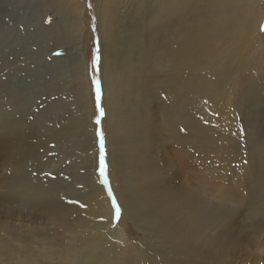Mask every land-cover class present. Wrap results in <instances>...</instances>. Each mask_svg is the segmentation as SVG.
Segmentation results:
<instances>
[{
  "label": "bare ground",
  "instance_id": "obj_1",
  "mask_svg": "<svg viewBox=\"0 0 264 264\" xmlns=\"http://www.w3.org/2000/svg\"><path fill=\"white\" fill-rule=\"evenodd\" d=\"M48 1L52 10L65 6L61 0ZM80 1L82 10L77 20L87 27L83 19L85 4ZM106 1L96 6V15L103 37V98L110 173L116 177V195L124 203L125 215L143 234L145 243H127L117 228L110 227L113 206L94 175L96 143L90 122L92 105L82 29L73 37V85L83 99H77L74 116L68 118L72 129L67 130L70 128L72 133H64L72 141L63 140V126V131L57 126L51 132L54 137L59 136L55 146L69 140L73 154L83 150L85 161L90 159L83 171L87 193L61 200L59 194L35 189L36 180L26 174L25 167L36 149L19 148L21 135L17 136L15 130L16 137H12L14 126L9 123L11 126L2 132L8 144L1 141L6 145L4 161L12 167L9 175L17 174L18 190L28 187L31 195L41 199L29 201L30 210L13 206L12 199L19 193L13 188L14 180L6 187L8 190L0 192V264H53V260L56 264H160L157 252L163 246L172 255L179 251L203 262L220 248L226 252L234 243L222 231L212 241L206 240L202 201L207 193L226 202L241 198L244 182L234 154L238 150L234 145L232 149L236 151L232 153L224 146L218 151L223 165L206 171L203 165L208 159L197 157L189 146L205 138L201 142L205 150L215 154L204 124L214 125L216 131L218 127L236 124L223 114L227 107L232 108L229 109L230 96L246 92L248 77L264 76V33L261 39L258 35L264 0ZM109 4H113L110 11L116 16L111 18L112 23L107 18ZM62 45L56 48L65 49ZM62 107L58 110L65 115ZM53 117L48 115L47 119L55 121ZM120 133L129 137L122 141ZM229 135L234 138V133ZM226 136L219 143L225 145ZM79 142H84V146L80 148ZM5 191L10 200L2 196H6ZM21 198L24 199L22 193ZM82 219L91 225L82 224ZM157 243L163 246L159 248Z\"/></svg>",
  "mask_w": 264,
  "mask_h": 264
},
{
  "label": "rangeland",
  "instance_id": "obj_2",
  "mask_svg": "<svg viewBox=\"0 0 264 264\" xmlns=\"http://www.w3.org/2000/svg\"><path fill=\"white\" fill-rule=\"evenodd\" d=\"M82 1L85 4L83 19L87 27H82L80 21L77 20L82 10V3L80 0H61L62 6H65H63V9L58 7V10L49 8L48 5L50 4L48 0H0V147H2V151L0 148V180L2 181L0 183H3L1 186L4 188L3 190L0 188V192L9 188L13 180V188L18 190L15 184V176L17 174L10 177L9 174L12 171V167H10V164H8L9 166L6 165L3 156L4 149L8 142L2 138V132L6 131L5 129L8 128L7 126L11 123L12 126H10L12 128L14 126V131L12 129L11 136L16 137L17 133V136L21 135V141L18 142V147L36 149L32 155L31 161L25 167L26 174L36 180L37 184L34 185L35 189L45 191L46 193L51 192V194H55L56 196L59 194L61 200H68L71 196L83 197L87 193L84 187L85 175H83V171L87 167L86 165L90 163V159L85 161L82 149V151L77 150L78 152L73 154L74 150H70V141H72L70 137H68L70 141L66 140V142H61V144L58 145L59 147L55 146V141L58 140L59 136L57 135L54 137V131L51 132L57 126H59L61 130L65 127V132L62 130L63 140L68 139L67 136H70L72 133V130H69L70 128L72 129V127L69 126L70 120L68 118L74 116L75 106L79 105L77 99H79V97L83 99L82 94H78L77 89L73 85L75 84L73 79L75 70V48H73L75 46L73 37L75 35L77 36L82 29L84 31L83 50L86 66L88 68L89 99L92 105L90 122L94 131L97 127L94 123V119H97L98 114L96 113L95 107L96 101L92 85L93 80L102 81V106L106 109L105 98H103V37L101 31H99L98 16L96 15V6L99 2H102V0ZM103 1L107 3L106 0ZM109 1H112L114 4V0ZM113 4H109L108 11L111 10ZM70 5L72 6L68 9L67 6ZM109 13L107 18L110 20L109 22L112 23V20L116 18V16L113 12L111 14V11ZM261 25H264V18ZM263 33L264 31H261L260 26L258 34L259 39H261ZM58 45H62L65 49H57L56 46ZM45 51L47 53H45ZM59 56L61 57L60 59H54ZM93 60H95V65L93 64ZM62 68H64L65 71ZM242 75L246 76V73ZM263 81L264 76L261 79L255 78V76L248 77L245 82L247 85L246 92L242 90L230 96L232 99V106H229V109L232 108L228 110L227 107L223 114L227 119H233L236 124L230 125L228 128L218 127V131H216L217 128L213 129L214 125L212 124H204V129L208 133L206 137L212 142V144L209 145L214 148L215 154L207 152L209 151L207 149L205 150L203 146L205 138L204 140H196L197 142L194 141V143L189 146V150L197 157L200 156L206 160L208 159L203 165V169L206 171L223 165L220 160H218L221 156V152L218 153V151L224 150V146L227 145L228 149H230L229 151L232 153L238 150V152L234 154L237 171L244 182V191L242 192L241 198L226 202L225 200L221 201L220 199H215L211 194L207 193L204 195V201H202L204 204V206H202V215L207 225L206 229L204 228L206 240L212 241V239L216 238V235L222 231L226 238L232 237V239L228 240H233V245L228 247L226 252L220 248L217 253H214L215 255L213 254V257L199 262L193 257L179 251L176 252L178 255L176 253L172 255V253H169L168 250L165 249L167 247L161 244L162 242L160 243L161 245L157 243L159 248L163 246L158 249L157 252V256L161 259L162 264H221V260L223 264H264ZM235 94H237V96ZM60 106H63L62 109L65 111V115H62L61 111L58 110ZM121 109L123 108L121 107ZM233 111L235 112L233 113ZM48 115H54L53 118H55V121L50 122L51 119H47ZM100 119L102 122L99 127L102 129L105 136V175L108 184L105 182L104 185L101 182L103 181V175L101 174L100 176L97 173L99 168L100 146L95 135L96 151L93 165L94 175L98 183L102 185L104 191L107 192L111 204L113 200H116L117 206L120 207L122 211L121 219L118 222L112 221L110 227L113 228L112 225L115 223V228L118 229V233L122 235L125 242L143 244L145 243L143 234L137 231L132 225V222L128 219V215H125L127 211L124 208V203L117 198L116 177L110 173V146L106 141V115L100 117ZM53 124L55 125L54 128H50L53 127ZM67 127L70 128L67 130ZM230 127L232 128L230 129ZM227 131L228 134H231V132L234 133V138H231L233 135L228 136L226 133ZM13 132H15V134ZM235 135L237 136L236 138ZM224 136H226L225 139L227 142L225 145H222L219 143V139L224 138ZM83 137H81L82 141L85 140V136ZM128 137L129 135H127V133H120L119 136L122 141L126 140ZM1 141L6 145L4 146ZM198 142L203 143L199 144ZM84 144V142H79L78 146L81 148ZM219 145H221V147ZM230 145L231 148L229 147ZM234 145L236 150L234 147L232 149ZM238 145L239 149L237 148ZM209 159L211 160L209 161ZM217 161L220 162V164ZM216 162L217 165H215ZM211 163L214 165H211ZM256 187H260L262 190ZM19 190L16 198V194L14 195L15 200L14 198L12 199L14 201L13 206L15 207L30 210L29 204L27 203L29 201L34 203L35 198L41 199V196L37 197V195H31L33 192H30L28 187L23 189L19 188ZM21 193L24 195V199L21 198ZM4 194H6V196H2L6 197L5 200H10V195L7 194L6 191ZM42 198L46 197L44 196ZM17 202L21 204L18 203V205ZM20 208H17L16 211H20ZM113 210L115 213L114 208ZM85 220L86 219H82V224L91 225L89 221L86 220V222ZM161 240H159V242ZM236 244L238 245L235 246ZM218 256L220 259H218ZM212 260L214 261L212 262ZM53 264H56L54 260Z\"/></svg>",
  "mask_w": 264,
  "mask_h": 264
},
{
  "label": "snow or ice",
  "instance_id": "obj_3",
  "mask_svg": "<svg viewBox=\"0 0 264 264\" xmlns=\"http://www.w3.org/2000/svg\"><path fill=\"white\" fill-rule=\"evenodd\" d=\"M90 7V5H89ZM261 31H264V25H261ZM93 64L95 65V60H93ZM93 89H94V97L96 101V111L98 113L97 119L95 120V124L97 125L95 129V136L98 139L99 146H100V152H99V175H103V181H101L104 185L105 182L108 184L107 177L105 175L106 173V150H105V136L102 131V129L99 127L101 124L100 117H103L106 115V110L102 106V96H101V90H102V81L101 80H93L92 81ZM183 131V129H181ZM111 196V192H110ZM113 208L115 209V213L112 217L113 221L118 222L122 217V211L120 207L117 206L116 200L112 201ZM80 207H85V205L80 204ZM113 228H115V223L112 225Z\"/></svg>",
  "mask_w": 264,
  "mask_h": 264
},
{
  "label": "trees",
  "instance_id": "obj_4",
  "mask_svg": "<svg viewBox=\"0 0 264 264\" xmlns=\"http://www.w3.org/2000/svg\"><path fill=\"white\" fill-rule=\"evenodd\" d=\"M96 113H97V111H96ZM97 114H98V113H97ZM95 120H96V119H94V123H95ZM97 173L99 174V171H98V170H97Z\"/></svg>",
  "mask_w": 264,
  "mask_h": 264
}]
</instances>
